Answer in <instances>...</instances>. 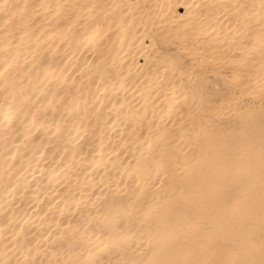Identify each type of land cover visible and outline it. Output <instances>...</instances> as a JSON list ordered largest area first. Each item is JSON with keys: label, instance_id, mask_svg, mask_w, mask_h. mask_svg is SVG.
Returning a JSON list of instances; mask_svg holds the SVG:
<instances>
[{"label": "bare ground", "instance_id": "6f19581e", "mask_svg": "<svg viewBox=\"0 0 264 264\" xmlns=\"http://www.w3.org/2000/svg\"><path fill=\"white\" fill-rule=\"evenodd\" d=\"M236 1L0 0L1 25L8 22L7 32L0 39V59L8 64L23 55L26 68L32 63L41 66L36 78L41 90L48 91L41 104L50 112L45 121L49 135L58 123L46 106L55 92L44 87L45 77L61 88L56 92L58 97L72 91L74 101L65 97L63 110L57 115L70 124L69 137L62 135L61 145L69 147V141L81 148L75 157L66 156L65 162L72 164L77 175L72 177L70 188L64 187L59 193L46 187L44 179L41 193L33 185L23 196L25 180H20L19 174L0 179V264H264V137L259 144L245 143L247 154L239 166L242 175L231 185L236 190L221 192V171L227 169L229 161L212 158L208 143L195 144V139L208 140L207 133L212 129L183 120L187 94L176 79L175 69L167 66V60L156 61L148 54V46L141 44V27L134 21L140 15L141 19L153 17L158 23L190 27L199 33L209 31L221 35V42L242 53L255 47L257 57L253 56L249 65L243 64L254 70L246 68L236 78L242 77L240 84L245 92L264 94V0H244L243 10ZM228 12L233 14L232 19ZM15 16L17 20H11ZM92 16H99L104 27L97 29L89 20ZM85 21L92 24L88 35L84 34ZM13 27L16 33H10ZM256 37L261 42L258 46L252 43ZM35 39L44 42L48 52H43ZM70 43L74 47L70 50L73 61L68 62L63 54ZM80 44L89 58L83 56L80 65L75 64L71 70L75 57L80 56H76L81 52ZM6 48L9 51L5 52ZM188 51L185 53L193 59L192 49ZM35 52L42 58L33 61ZM56 52L58 60L51 64ZM4 66L0 65V73ZM77 74L80 80L75 79ZM23 79V86L32 87L27 78ZM65 82L69 89L63 86ZM82 89L88 95L84 91L78 94ZM98 92L108 102V111L102 112L103 117L108 115L106 126L116 129L114 139L119 142L96 143L87 152L82 134L86 121L90 128H94V121L83 119L86 114L78 110V104L89 95L95 100ZM28 94L31 99L36 97L30 91ZM23 101L18 95L3 108L0 99V136L11 132L18 135L5 144L6 151L0 149V175L14 170L10 164L16 143H21L27 132L36 134L43 118L33 124L32 110L22 118L27 110ZM181 123L190 125L181 127ZM79 125L81 131L77 133ZM34 141L39 142L40 136ZM124 142L127 146L122 151ZM26 153L24 160L32 159L36 165L44 152L38 150L34 159L32 153ZM157 156H167L179 179L163 175L156 166ZM66 166L61 163L60 169L65 172ZM40 201L42 209L37 207ZM15 210L17 214H13Z\"/></svg>", "mask_w": 264, "mask_h": 264}, {"label": "rangeland", "instance_id": "374dc122", "mask_svg": "<svg viewBox=\"0 0 264 264\" xmlns=\"http://www.w3.org/2000/svg\"><path fill=\"white\" fill-rule=\"evenodd\" d=\"M236 2L239 4L238 6L241 10L245 8L244 0H237ZM145 7H147L146 4H145ZM180 11L183 12L182 9H180ZM227 15L231 19L233 18L232 13L228 12ZM1 16H2V13L0 12V18ZM134 18H135L134 21H137L138 23L137 26L139 28L141 27V32L143 34V39H141L142 41L141 44L143 45L146 44L148 46V52H149L148 54H150L152 57L154 56L156 61L157 60L159 61V59L167 60V63H166L167 66L175 69L176 79L179 83H181L182 89L187 94V99L185 101L186 104L185 103L183 104L184 115L186 117L183 115L182 116L183 120H186V122L188 121L192 122L190 124H194L193 126L195 127H197V125L200 127L208 126L212 129V132L209 131L207 133V135L209 134L208 140L201 141L199 139H195L196 143L193 140L190 142H193L197 145L199 144L204 145L208 143V150L211 152L212 158L215 159V158L220 157L222 158V160L229 161L228 165L230 167L228 166L227 169L221 171V174L224 176V181H223L224 185L221 187L220 191L221 192H235L236 189L233 186L231 187V185L234 182L238 181L239 180L238 177L242 175V172L239 169V166L241 165L240 161L242 160V158H244V154H247V153H244L245 147H246L245 143H248L250 141L251 143L254 142L255 144H259V143H262L260 137L261 136L264 137V94H259L258 91L253 92V93L245 92L242 89V86L240 84L242 77L236 78L238 74H243L241 72L247 68L246 66L250 64V61H252V59L257 57L258 53L256 51V48L254 47L251 50L247 49V51L242 53L238 51L237 49H233L234 47L232 45L221 42V38L219 37L221 35L219 34L217 35L214 33L215 35H213V33L211 34L209 31L208 32L203 31L199 33V31L197 32V31L191 30L190 27H174L173 24L167 23L166 25L165 23H158L157 22L158 19L153 18V17H148L147 19H144V18L141 19V16L139 15ZM11 20L13 21L17 20V16L11 17ZM89 20H91V23L96 24L97 29H101L102 27H104V23H102L99 20V16H92L89 18ZM154 22L158 24L155 25ZM85 23L87 27H86V30L84 31V34L88 35V32H90L92 24L88 21H85ZM7 24L8 22H6V25ZM6 25L3 24L2 26L0 22V39L7 32ZM10 33H16L14 31V27L10 31ZM114 33L115 31H112L111 34L113 35ZM108 37H110V35H108L107 38ZM67 38H68L67 41L69 42V37ZM187 39H189V41ZM38 41L37 39H35V43L39 45V47H41L40 49H42L43 52H48L44 50V47L46 46V44L44 42H41V41L38 42ZM222 43L224 46L222 45ZM252 43L255 44L256 46L261 44L260 39L258 40V37L254 38L252 40ZM25 47L27 48L25 53L27 54L30 53V48H29L30 42H27ZM65 47H66L65 48L66 50H65V53L63 54V57L67 58L68 62L73 61V59L70 58V53L74 49L73 45L70 43V45L66 44ZM203 47H208V50L203 51L202 50ZM219 47H222V48L220 49ZM189 49H192L191 53H193V56H194L193 59H190L188 54L185 53V52L187 53L190 52L188 51ZM6 51H9V49L6 48L5 52ZM78 51H81V52H79L76 56L78 55L80 56L75 57L76 60H75L74 65L72 64L71 70H73L76 67V65L79 66L84 57L89 58V52L87 51L86 48H84L82 44L79 45ZM33 54L31 55L33 61L39 60L43 56L36 52ZM51 57L53 58L51 64H53L56 62V60H58V52H56ZM68 58L70 59L68 60ZM139 58L138 60L140 62H143V59L142 58L139 59ZM1 59H0V65L5 63V66L3 67V70L0 73L1 107L4 108L5 105L10 104L11 102L15 101V98L18 95H20L22 100L25 101L23 102L27 106V110L26 111L24 110V112L21 115L22 118L28 116L29 110H32V113H33V124H37L39 120L42 117L43 118L40 121V124L37 130L35 131L36 134L30 136L27 132L24 135H22L21 143L24 144V147H23V144L18 143V142L16 143L17 150L15 151L14 156L11 160V164H10V166L13 167L14 170L9 171L8 173L1 174L0 179H4L5 176L7 179H10L12 176L14 175L18 176L19 174L18 176L19 179L25 180V183L24 182L22 183L23 185L22 189L24 192L23 196H25V194L32 189L31 186L33 185H35V188L37 189V191L41 193L45 187V184H43L44 179H46V187H49V186L52 187L53 190H56L55 191L56 193H59L64 187L69 189L70 184L73 183L72 177H74V175L75 176L77 175V171H75V169L72 168L73 166L71 163L67 164L65 162V159H66V156L68 155L70 156V158L75 157L77 153L81 150V148L73 144V142H69V141L67 143L69 144V147L68 146L66 147V145H61L62 140H63L61 138L62 135H63V138L69 137L67 134L70 131V124L67 121V118H63V120H60L59 118H57V115L60 111L63 110V101L66 99L65 97L71 98L70 99L71 102L74 101V99L71 97L72 91L68 88L67 83L65 82L63 83V86L69 89V91L68 93L66 92V94L58 97L56 95V92L60 91L61 88L57 87L56 83L50 80L48 76L45 77L44 82L46 83L43 82L44 87L48 90L53 89L55 92L50 97V99H48L49 101L48 102L46 101V106H49L50 110L52 109L51 115L53 119H56V122L58 123L56 129L51 131V134L49 135L50 127H46L47 125L45 124V121L48 120L46 114L47 113L49 114L50 112L47 109V107L41 104L42 101L44 100L45 95L48 93V91L41 90L40 84L38 83L37 78H36L37 75L42 70L41 66L37 63L36 64L32 63L28 68H26L27 59H25L23 55H21L17 59L18 61L16 60L13 63H8V64L5 61L6 59L4 58H1ZM156 61L154 62V64L158 63ZM192 63H194L195 65ZM244 63L245 64L247 63V65H243ZM16 64H19V65H16ZM25 68H26L27 74H25V71H24ZM260 69L262 70L263 67L260 66ZM249 70L253 71L254 68L253 69L247 68V71ZM74 77L76 80L77 79L80 80L79 74L75 75ZM23 78H27L29 82L31 83L32 87L27 88L26 86H23V80H24ZM89 81L90 82L92 81L91 78H89ZM1 82H3L2 83L3 85L1 84ZM79 85L81 86L80 83ZM28 91H30L32 97H35V96L36 97L34 99H31L29 97ZM81 91L83 92L84 90L82 89L78 91V94ZM83 93L88 95V91L87 92L84 91ZM257 93L259 94L258 96H257ZM55 96H57L58 98H55ZM95 97H96L95 100H93V98H90V95H89L86 97L85 102L83 104L82 103L78 104L79 106L78 110H82V113L86 114V117L83 114L84 115L83 119L94 121L93 122L94 128L93 127L90 128L89 121H86V131H84L82 134L83 136L82 141L88 144L85 147V150L87 152H91V150H93L94 144L96 143L104 144L108 142H113L117 144L119 142V141H116V139H114L116 137V129L107 128L108 125L106 126L107 121H108V118H107L108 115L106 117H103V114H102L103 110L108 111V109H106L108 102L104 99L103 95H99V92L98 94L96 93ZM260 97H262L261 100H258L260 99ZM99 100H100V104H98ZM96 103L98 105H96ZM153 106L157 107V103H154ZM102 119H105V121ZM14 122H15L14 119L11 120V122L9 123V127H11ZM99 124L101 125L100 127H98ZM184 124L190 125L188 123H184ZM184 124L181 123L180 126L184 127L183 126ZM80 126L81 125H79L76 130L77 133L81 131ZM183 132L185 133L187 131H182L181 134H183ZM104 134L105 136H108L105 140H104L105 138ZM17 136L18 135L15 132H11V135L8 134L4 137H2L1 135L0 136V149L2 148L3 151H6L7 147L5 144L11 143L13 138L17 139ZM38 136H40V141L35 142L34 139ZM245 137L246 139H244ZM97 140L98 142H96ZM159 140H160L159 138L157 140L153 139L151 143L154 144L158 142ZM126 146H127V143L124 142V144L120 145V150L125 151ZM68 148H71V149L69 150ZM38 150H42V152H44L39 157L40 159L38 158V164L34 165L32 159L26 160V161L24 160L23 157L26 152L29 154L32 153L30 155L31 158L33 157L35 158V156H37L36 154ZM70 152H72V154H70ZM59 153L63 155H60V157L58 158H54ZM219 153L221 154V156L218 155ZM46 158L48 159L46 160ZM53 158L54 160L55 159L56 160L54 161ZM155 160L157 162L156 166L163 171V175L165 177H170L172 178V180L179 179L178 177L179 173L176 170V167L173 165V163H171L167 159V156L166 157L157 156ZM61 163L65 164V166L67 165L65 172L62 168L60 169ZM237 163H238V166H237ZM38 165L40 167L42 165V167L40 168ZM203 167H205V165ZM21 169L24 170L23 173L20 172ZM56 170H57V173H54V171ZM239 171L241 173H239ZM31 177L33 178L31 179ZM32 180L35 182L33 183ZM0 193H1V190H0ZM23 200L24 198H21V202H23ZM37 207L39 209H42L41 201L38 203ZM15 212L17 214L16 210L14 211L13 214H15Z\"/></svg>", "mask_w": 264, "mask_h": 264}]
</instances>
